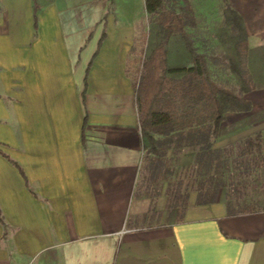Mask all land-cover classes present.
<instances>
[{"label": "crops", "instance_id": "0c3cea01", "mask_svg": "<svg viewBox=\"0 0 264 264\" xmlns=\"http://www.w3.org/2000/svg\"><path fill=\"white\" fill-rule=\"evenodd\" d=\"M228 3L249 47L264 45V0ZM109 13L106 0H0V264H264V207L230 210L246 196L204 179L177 133L147 152L135 28ZM244 95L252 109L227 113L218 155L264 135V88Z\"/></svg>", "mask_w": 264, "mask_h": 264}, {"label": "trees", "instance_id": "16d2710c", "mask_svg": "<svg viewBox=\"0 0 264 264\" xmlns=\"http://www.w3.org/2000/svg\"><path fill=\"white\" fill-rule=\"evenodd\" d=\"M184 1L183 8L187 10L190 3ZM223 1L224 27L221 30L224 32L229 28L235 34L227 35L226 42L221 43L222 61L239 84L238 92L215 79L208 59L198 52L186 29L189 15L184 10H176L177 0H145L153 22L143 51L139 78L133 80L147 152L158 150L160 139L155 133L164 136L177 133L179 140L186 138L190 144L199 146L201 160L209 170L212 159L223 150L212 146L227 113L251 110L252 101L244 94L264 88V45L249 47L242 15L228 0ZM244 143V151L254 153L255 163L264 167L263 133L259 131L246 137ZM220 172L229 175V167ZM235 190L240 191L237 185ZM228 206L230 210L241 211L260 208L230 200Z\"/></svg>", "mask_w": 264, "mask_h": 264}, {"label": "rangeland", "instance_id": "374dc122", "mask_svg": "<svg viewBox=\"0 0 264 264\" xmlns=\"http://www.w3.org/2000/svg\"><path fill=\"white\" fill-rule=\"evenodd\" d=\"M188 1L190 8L185 10L183 8L185 1L177 0L176 10L178 12L184 10L189 15L186 29L194 39L198 52L208 56V65L211 67L215 79L238 92L239 84L221 59L223 57L221 43L226 42L227 35L235 34L229 28L224 32L221 30L224 27V1ZM106 2L110 11L109 15H113L112 17L116 23L121 22L120 20H129L135 28L133 48L128 57V68L130 76L138 80L144 56L143 51L146 47L153 17L147 11L145 0H106ZM119 7L123 8V10H116ZM126 11H128L129 15ZM225 148L222 155H217L216 158L212 159V169L209 173H204L203 178L207 179L209 175L210 184L224 179L229 186L228 189L231 193L230 198L232 201H241L244 199L243 196H246L243 200L245 202L242 201V203L252 204L260 208L264 207V167L256 165L253 157L254 153L248 154L244 151V139L231 142ZM225 167H229V175L227 173L221 175L220 171H225ZM238 172L240 174L236 175ZM235 184L240 191L235 190ZM251 195L252 197H249Z\"/></svg>", "mask_w": 264, "mask_h": 264}]
</instances>
